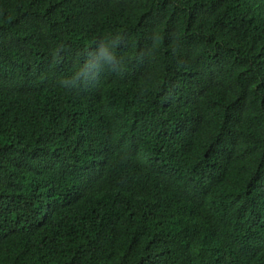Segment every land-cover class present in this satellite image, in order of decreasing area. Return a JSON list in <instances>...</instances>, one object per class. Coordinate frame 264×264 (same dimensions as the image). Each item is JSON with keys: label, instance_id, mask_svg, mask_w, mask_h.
<instances>
[{"label": "trees", "instance_id": "obj_1", "mask_svg": "<svg viewBox=\"0 0 264 264\" xmlns=\"http://www.w3.org/2000/svg\"><path fill=\"white\" fill-rule=\"evenodd\" d=\"M0 264H264V0H0Z\"/></svg>", "mask_w": 264, "mask_h": 264}, {"label": "clouds", "instance_id": "obj_2", "mask_svg": "<svg viewBox=\"0 0 264 264\" xmlns=\"http://www.w3.org/2000/svg\"><path fill=\"white\" fill-rule=\"evenodd\" d=\"M122 43V38L102 37L97 40L95 47L87 54L82 66L64 83L75 86L78 83H88L103 71L119 73L121 61L116 55L115 49Z\"/></svg>", "mask_w": 264, "mask_h": 264}]
</instances>
